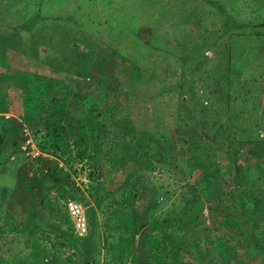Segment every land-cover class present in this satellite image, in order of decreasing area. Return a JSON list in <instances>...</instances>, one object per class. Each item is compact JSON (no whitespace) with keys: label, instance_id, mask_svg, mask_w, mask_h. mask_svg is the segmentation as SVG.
<instances>
[{"label":"rangeland","instance_id":"1","mask_svg":"<svg viewBox=\"0 0 264 264\" xmlns=\"http://www.w3.org/2000/svg\"><path fill=\"white\" fill-rule=\"evenodd\" d=\"M262 5L0 0V39L13 32L22 40L14 51H28L31 64L76 68L75 52L93 51L86 73L49 92L33 119L0 115V264H35L36 257L44 264H158L149 259L153 239L170 264H264V238L257 240L264 220L246 225L242 217L264 208V31L222 32L229 17L246 27ZM64 92L68 139L87 126L91 156L79 160L70 145L62 155L30 158L20 149L24 130L42 128L53 95ZM156 129L176 153L169 163L150 160ZM127 182L136 189L134 237L114 259L118 250L110 247L125 232V217L109 216L110 199ZM67 198L83 208L81 236L65 211ZM185 199L189 215L179 209ZM173 208L178 217L169 214ZM116 221L122 229L115 231Z\"/></svg>","mask_w":264,"mask_h":264},{"label":"trees","instance_id":"2","mask_svg":"<svg viewBox=\"0 0 264 264\" xmlns=\"http://www.w3.org/2000/svg\"><path fill=\"white\" fill-rule=\"evenodd\" d=\"M262 7L264 8L263 5ZM254 12H255V17L257 15H260L261 16L260 18H262V16L264 15V11L260 10V7H257L254 10ZM255 17L253 18L252 21L251 20L247 21V24L250 26V29L248 28L249 27L248 25H246V27H243L244 24L240 25V23L236 21V18L229 17L228 19L230 20V22L224 23L225 25L222 29V32L224 34H227L231 31H235L236 29L242 32H246L247 35L259 34V32L264 31V25L261 24L263 20L262 19L256 20ZM242 28H247V29L242 30ZM10 30L20 33L18 30H15V27H11ZM13 34H14L13 32L9 31L6 38L4 36V38L0 39V112L11 111L21 120L33 119L40 112L42 102L45 96L49 92H51L54 88H56V86L66 82L67 80L75 79V78L79 79L86 73L87 67L90 66V62L92 60L93 51L90 50V53L89 51L87 53H83L78 49L79 51L75 52L78 58V60L75 61L76 68H73L71 65L66 64L65 67L63 66L57 68L50 67L49 69H47L46 66L40 63L38 64L36 62L33 65L31 64L30 60H24L26 55H28L29 53L28 51L26 52L25 50H23V48H20V50L18 51H14L15 47H17L18 45L21 46L22 40L13 37L14 36ZM8 36H10L11 38ZM76 38L78 40L80 39L81 41L83 40V38L79 35ZM215 40H217V37ZM15 52L18 54V56L19 55L21 56L20 63H18L19 61L16 62ZM23 54H25V57H23ZM33 54L35 55V53ZM199 59L196 58V60ZM202 60L204 62V60H206V56L202 57ZM21 63L22 66L20 68ZM225 67H227V65H225ZM59 69H62V72L60 71L57 72ZM67 100L68 99L66 92H64L61 95L54 94L52 100L49 102L43 113V118H42L43 127L42 128L40 127V129H42L41 132L44 133L43 136L38 135L40 130L39 128L32 129L33 127H29L31 129V133L28 131V136L33 140L36 148L42 153L44 152L46 153L47 151L48 154H52L53 156L62 155L70 151L69 146L71 145L75 147V153L76 156L79 158V160L82 159L83 156L90 157L91 154H89L86 151V146H87L86 130L88 131L87 126L85 129L78 130L75 133L72 140L68 139V134L65 128ZM87 119L94 120V117L92 115H88ZM94 129H96L95 125L92 128L93 132ZM153 133L155 134L157 133V137H156L155 149L153 150V156L150 157L151 162H153V164L159 165L164 162L169 163L170 159L171 161H173L176 157V153L171 149L172 147H170L169 145L165 146V141L167 142V138L169 137V135L166 134L165 137L161 136L160 135L161 133H158V129H156ZM260 134L261 132L259 131L258 135ZM23 138H24V134L22 136V140ZM261 139L264 141V136H262ZM37 158L40 157H36L35 159ZM36 169H38L39 171V168ZM96 175L97 174L94 168H91V170L89 171V178L97 182ZM93 190H98V189L93 188ZM110 200L114 204V208L110 210L109 216L113 219L115 218L120 219L121 217H125V225H122L124 229H122L117 225V221H116V225L115 224L110 225V228L113 230L119 227L118 229H122L123 231H125V232H119L117 236L118 243L111 245L110 247L113 250L114 249L118 250L116 256H114V259H119L121 258V251L122 250L126 251L128 242L132 240V238L134 237L132 216L134 210L133 208L136 202L135 186L129 182L125 183L123 186L115 190ZM181 204L182 206L180 205L179 209L185 210L186 215H189L191 211L190 209L193 208V205H189L186 199L183 202H181ZM197 205L199 206V204ZM252 209L253 208H251L250 210ZM169 214L176 215L177 214L176 208L170 209ZM176 216L178 217V215ZM260 228L263 229V227ZM261 229H258L257 231L258 232L257 240L258 239L261 240L264 238V236L262 237L264 231ZM246 230L248 231V228ZM155 243L156 241H154L153 239V254L149 255V259L150 258L153 259V262L158 264H170L167 261V259H165V255H166L165 251L162 249V252L164 254L161 255L159 251H157L158 245ZM254 243H255L254 247L258 249L257 243L256 242ZM33 244L39 246L36 241ZM77 244L79 243L76 242L74 246L76 250L80 251V249H78L79 247ZM260 249L261 248H259V250ZM39 250H41V252H44L45 251L44 246L39 247ZM263 250L264 249L260 250L261 253L263 252ZM80 254L83 256L82 252ZM31 259L35 261V264H44L42 258L36 257ZM86 262L87 261L84 260L83 263L85 264ZM112 262L113 264H120V262L115 260H113Z\"/></svg>","mask_w":264,"mask_h":264},{"label":"built area","instance_id":"3","mask_svg":"<svg viewBox=\"0 0 264 264\" xmlns=\"http://www.w3.org/2000/svg\"><path fill=\"white\" fill-rule=\"evenodd\" d=\"M20 149L30 158L44 156V153L40 152L36 148L33 140L28 136V133L25 130L24 138L20 144ZM63 205L72 222L75 234L77 236L83 235L87 229V222L84 216L83 208L77 202L69 198L64 201Z\"/></svg>","mask_w":264,"mask_h":264},{"label":"crops","instance_id":"4","mask_svg":"<svg viewBox=\"0 0 264 264\" xmlns=\"http://www.w3.org/2000/svg\"><path fill=\"white\" fill-rule=\"evenodd\" d=\"M9 113H11L12 114V112L11 111H3V112H0V115H2L3 114V116H8V114ZM4 119H5V117H3ZM6 127H7V125H6ZM8 128H6V129H3V133H7L8 132ZM45 171V170H44ZM247 212H249V211H247ZM245 213L244 212V214L242 215V217L243 218H246V225H252V224H254V225H257V224H259L261 221H263L264 220V208H257V209H252L249 213ZM248 214V215H247ZM239 215V214H238ZM250 215V216H249ZM248 219V220H247ZM241 225V224H240ZM241 226H243V225H241ZM235 227H238V225L237 224H235ZM259 228L260 227H263V229H264V223H262V224H260L259 226H258ZM256 237V236H255Z\"/></svg>","mask_w":264,"mask_h":264}]
</instances>
